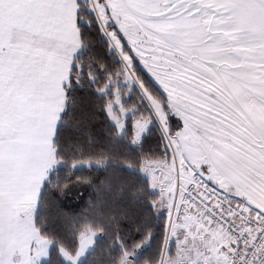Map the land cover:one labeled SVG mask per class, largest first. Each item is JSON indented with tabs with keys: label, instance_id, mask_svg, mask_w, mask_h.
<instances>
[{
	"label": "snow or ice",
	"instance_id": "1",
	"mask_svg": "<svg viewBox=\"0 0 264 264\" xmlns=\"http://www.w3.org/2000/svg\"><path fill=\"white\" fill-rule=\"evenodd\" d=\"M137 182L167 223L94 254ZM157 233L147 264H264V0H0V264H137Z\"/></svg>",
	"mask_w": 264,
	"mask_h": 264
},
{
	"label": "trees",
	"instance_id": "2",
	"mask_svg": "<svg viewBox=\"0 0 264 264\" xmlns=\"http://www.w3.org/2000/svg\"><path fill=\"white\" fill-rule=\"evenodd\" d=\"M81 175H84V173H81ZM73 183H75V181H73ZM82 187L83 186L71 188V190L66 193V198L69 201L75 203ZM142 188H143L142 182H137L136 184L128 185L127 191L125 193L124 205L121 207L106 209V215L104 216L103 219L99 220L100 226H102L105 229V231L98 233L99 239L95 241L96 246L93 249L94 254L96 255L100 253L107 254L109 252V249L111 248L112 245V234L116 232L117 228H119L120 225H127V227L122 229L121 234L126 238H129L130 235L134 236L136 234L137 226L143 225L145 221L149 222L152 225L151 230L153 232H155L157 228L160 227V225L167 223V220L164 218H161L160 221L153 219L152 213L149 212H143L142 215L139 217V219L135 218V213L133 209L139 206L138 205L129 206L127 202L132 200L133 198L132 193L134 190L142 189ZM137 196L140 198V205L147 203L150 199L151 200L158 199V197L149 198L146 192H137ZM88 202H89L88 197H85L82 207L86 206ZM113 211L115 212L116 220L119 223H112L111 227L109 228L108 225L110 223V213ZM161 235H162L161 233H157L158 239L152 242V246L147 252L141 253V255L137 259V264H147L146 257L148 256H159L162 258V260L164 259L171 260L175 258L177 245L172 246L173 257H169L167 242L166 240L161 239ZM142 242H146V239L137 240L135 243L131 245V250L135 251V249ZM119 254H120L119 250L112 249L111 255L113 257H118Z\"/></svg>",
	"mask_w": 264,
	"mask_h": 264
},
{
	"label": "built area",
	"instance_id": "3",
	"mask_svg": "<svg viewBox=\"0 0 264 264\" xmlns=\"http://www.w3.org/2000/svg\"><path fill=\"white\" fill-rule=\"evenodd\" d=\"M173 215H174V213H173Z\"/></svg>",
	"mask_w": 264,
	"mask_h": 264
},
{
	"label": "rangeland",
	"instance_id": "4",
	"mask_svg": "<svg viewBox=\"0 0 264 264\" xmlns=\"http://www.w3.org/2000/svg\"><path fill=\"white\" fill-rule=\"evenodd\" d=\"M99 236V235H98Z\"/></svg>",
	"mask_w": 264,
	"mask_h": 264
}]
</instances>
